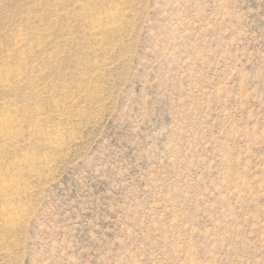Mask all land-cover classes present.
Instances as JSON below:
<instances>
[{"label":"rangeland","instance_id":"rangeland-1","mask_svg":"<svg viewBox=\"0 0 264 264\" xmlns=\"http://www.w3.org/2000/svg\"><path fill=\"white\" fill-rule=\"evenodd\" d=\"M4 116L0 264H264V0H0Z\"/></svg>","mask_w":264,"mask_h":264},{"label":"bare ground","instance_id":"bare-ground-1","mask_svg":"<svg viewBox=\"0 0 264 264\" xmlns=\"http://www.w3.org/2000/svg\"><path fill=\"white\" fill-rule=\"evenodd\" d=\"M108 15V14H107ZM110 17V16H109ZM99 24V23H98ZM17 121L14 120L13 118H8L6 116L2 117L0 119V127H1V130H2V133H3V136L4 138H11L12 136L14 137V134L16 132L12 131L13 128L17 127ZM17 130V128H16ZM20 163H29V159L28 158H21V160H19ZM7 178V177H6ZM0 181H4L3 178L0 179ZM7 182V181H6ZM10 183V182H9ZM7 185V188L3 190H1V195L2 196H5L6 198L7 197H11L15 194L16 192V187L15 185L13 184H6ZM1 196V197H2ZM11 208V207H9ZM14 208V207H13ZM7 213L11 216V218H14V209H8L7 208ZM17 212V211H16ZM7 215V214H6ZM8 217V216H7ZM17 217V216H16ZM10 218V217H9ZM11 220V219H10ZM13 220H16V219H13ZM12 221V220H11Z\"/></svg>","mask_w":264,"mask_h":264}]
</instances>
